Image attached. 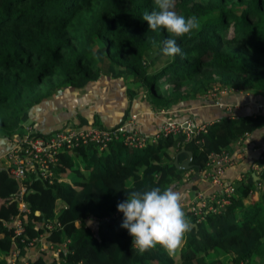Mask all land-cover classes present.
<instances>
[{"label":"trees","instance_id":"16d2710c","mask_svg":"<svg viewBox=\"0 0 264 264\" xmlns=\"http://www.w3.org/2000/svg\"><path fill=\"white\" fill-rule=\"evenodd\" d=\"M153 9V0H0V138L10 147L26 132L23 117L32 107L50 106L29 126V136L45 137L70 126L74 115L82 119L73 125L78 128H115L134 99L172 120L169 110L202 105L201 96L214 86L253 100L235 111L237 119L222 108L215 119L200 122L209 123L205 132L188 140L177 134L142 149L111 141L102 150L90 142L61 151L52 183L33 175L25 181L24 213L15 197L21 183L1 157L0 264H8L14 246L28 256L29 242L40 234L60 250L54 259L41 252L30 264H264V168L257 180L248 171L220 213L198 220L183 205L191 227L172 255L160 246L140 254L120 227L116 206L131 191L196 189L211 154L264 131V0H175L174 10L197 17L200 28L176 38L181 54L174 58L159 51L167 31H152L143 21ZM109 80H117L121 92L103 90L97 99L94 90ZM83 88L85 95L74 96ZM181 149L192 154L188 169L173 163ZM17 215L19 235L11 220Z\"/></svg>","mask_w":264,"mask_h":264},{"label":"built area","instance_id":"2783aa9c","mask_svg":"<svg viewBox=\"0 0 264 264\" xmlns=\"http://www.w3.org/2000/svg\"><path fill=\"white\" fill-rule=\"evenodd\" d=\"M233 89L226 87L214 86L206 92V95L216 100L219 106H224V111L229 118L237 119L235 111L239 108L236 105H223L219 101L221 96L229 93ZM259 107H262L258 103ZM161 113H163L161 111ZM136 115H132L121 125L111 128L106 126H90L81 127L68 126L63 128L51 136L31 137L29 132L31 127H26V132L21 137H16L12 146L2 155L7 157L11 165L9 171L11 175L21 183V190L16 193L18 199V208L20 212H28V205L23 200L25 191V181L30 175L35 176L42 181L52 183L54 172V164L58 161L59 152L69 151L80 144L93 143L98 149H105L109 142L120 141L126 146L134 149H142L148 143H157L160 139L177 134H183L184 140L190 139L201 132L206 131L209 123H196L193 119H184L175 121L169 118H163L160 121L158 129L152 135L142 133L139 124L135 123ZM248 136V135H246ZM244 141L242 138L235 144L241 145ZM256 151V149H255ZM257 159L264 161V141L259 149L258 157L252 162L251 169L260 172L264 168V164L259 166ZM236 158L230 153L229 149H223L220 152L211 154L206 166L200 171V182L206 183L211 189H201L192 199H197L196 205L192 201L190 210L199 215L198 220H202L208 212H221L225 206L230 203V198L234 194L237 183L244 181L242 177H238L234 181H226L224 175L229 168L233 167ZM221 197L218 200L216 197ZM216 203L217 206L213 204ZM15 233L19 235L22 232V220L19 215L13 217ZM47 229L53 227V223L48 221L45 223ZM45 235L40 234L29 242L28 247L36 246V243L44 242ZM65 246V244H64ZM48 247L59 252L60 248H56L53 244ZM29 256L21 255L19 250L14 246L13 251L8 257V264H30Z\"/></svg>","mask_w":264,"mask_h":264},{"label":"clouds","instance_id":"9594fccd","mask_svg":"<svg viewBox=\"0 0 264 264\" xmlns=\"http://www.w3.org/2000/svg\"><path fill=\"white\" fill-rule=\"evenodd\" d=\"M154 9L143 14L148 29H164L169 37L163 40L160 54L174 58L181 54L177 39L200 28L198 18L185 17L175 11V0H153ZM182 195L172 188L152 187L135 190L117 204L123 214L120 227L126 229L131 244L140 254L160 246L169 255L181 246L190 222L183 210Z\"/></svg>","mask_w":264,"mask_h":264},{"label":"crops","instance_id":"0c3cea01","mask_svg":"<svg viewBox=\"0 0 264 264\" xmlns=\"http://www.w3.org/2000/svg\"><path fill=\"white\" fill-rule=\"evenodd\" d=\"M201 98H202L203 103L202 105L198 107H196V105L181 104L177 106L176 108L169 110L166 114H169V113L173 114V116L170 115L169 117H173L175 120L176 119L178 120L193 119L194 120L195 118L196 121L194 120V122L196 123L209 121V120H206L209 118L212 120L213 118L215 119L216 115L218 113L219 114L221 113L222 111L221 109L224 108V106L222 107L219 106L216 103V100L213 98H209V97H201ZM251 99L252 98L250 94L236 91L228 95L221 96L219 101L223 103V105H227V104L236 105L239 107L238 110L240 111L242 109H245L247 104L249 105L251 102H253V100ZM138 100L139 99H134L132 101L131 107L129 108V114H130L129 118L135 114L136 115L135 123L139 124L142 133L150 136L155 133V131L158 129L160 125V121L163 118H165V116L164 114H161V112L149 107L148 104L145 106L141 104L143 107L139 106ZM211 102L215 103V105H213ZM255 104H258V102ZM191 115H193L194 118L188 117ZM70 119L67 120V124L70 126L76 125L77 121L73 119V122L75 123L70 124L69 123ZM101 126L109 127V125L106 123H103ZM263 141H264V131H261L257 135L256 134L249 135L246 139H244L241 145L232 144L229 146L228 149L230 150V153L233 155V157L236 158V160H235L234 166L229 168L226 174L224 175V178L226 179V181H234L238 177H242L243 180H245V178L247 177L246 175L249 172L252 173V176L254 179L256 180L258 179L257 175H256L257 177L254 176L255 173L252 171L251 165H252V162L254 161L255 152H253V150L254 148H258ZM8 145L9 143L7 142V139L5 141L4 138H0V148L5 147V146L8 147ZM9 148H10V145H9ZM1 157L2 156H0V158ZM200 184L201 185L203 184L202 185L203 187L201 189H204V190L207 189L206 183L200 182ZM197 186H199V184ZM188 200L190 199L185 198L182 201H188Z\"/></svg>","mask_w":264,"mask_h":264},{"label":"rangeland","instance_id":"374dc122","mask_svg":"<svg viewBox=\"0 0 264 264\" xmlns=\"http://www.w3.org/2000/svg\"><path fill=\"white\" fill-rule=\"evenodd\" d=\"M108 84H102V85H105V86H101L99 89H95V86H93V88H92V91L94 90V93H95V97L97 98V99H101L102 97H104L105 95L103 94V90H109L110 92H121L120 91V89H122V85L117 81V80H109L108 82H107ZM107 86V87H106ZM237 90L236 89H233V91L232 90H230V92L229 93H226L225 95H228V94H230V93H232V92H236ZM76 92H79V94L80 93H82L83 95H85L86 94V88H83V89H81L80 91H78V90H75L74 91V96L75 95H79V94H76ZM201 97H209V98H212V97H210V96H208V95H206V93L204 94V95H202ZM202 99V98H201ZM94 101V100H93ZM92 100H91V102H93ZM207 101V100H206ZM140 103L138 104L139 106H142L141 104L143 103V100H140L139 101ZM212 103V102H211ZM213 105H215V103H212ZM93 106V105H92ZM90 108V107H89ZM93 108V107H92ZM45 109H48V105L45 107V106H42V107H32L31 108V110H30V112H29V114H25L24 115V117H23V123H24V126L25 127H27V126H30L31 125V120L32 119H36L40 114H44V113H46L47 111L45 110ZM122 110H124L123 109V107H122V109H121V111H120V115H122V113H123V111ZM83 113V112H82ZM84 114V113H83ZM161 114H164V113H161ZM128 116V117H127ZM129 116H130V114L128 115H126L125 116V118H126V120L129 118ZM120 117H122V116H120ZM119 117V118H120ZM84 118H91V116L90 115H85L84 116ZM165 118H167V117H165ZM73 119H75L76 121H78V120H80V121H82V119H80L79 117H78V115H74L73 117H71V119L69 120V123L71 124V123H75V122H73ZM5 139V138H4ZM5 141H6V139H5ZM263 143V142H262ZM262 143H261V145H262ZM261 145L258 147V148H254V150H253V152H255L254 153V160L258 157V154H259V149H260V147H261ZM255 149H256V151H255ZM185 156L184 155H181V157H179L178 159V161L181 163L182 161H184L185 160ZM1 160V164L3 165L4 163L6 164V162H4L3 160H2V158H0ZM194 172V171H193ZM195 175V174H194ZM189 178H190V173H185V176H184V179L185 180H188L189 181ZM196 180H197V184H200V179L199 178H197L196 177ZM190 184H191V182H189ZM194 185H196V184H194ZM191 187H189L187 190H181V192H180V194L182 195V200L183 199H185V198H189L190 200H188V201H181V204H182V206L184 205L185 207H187V208H189L190 209V206H192L191 204H192V201H193V203L195 204V206H197L196 205V201H197V199H192L193 197H195V195H197V193L199 192V190H201V189H199V187L196 185V189H191ZM190 195V196H189ZM192 200V201H191ZM222 212V211H221ZM213 213H218V212H213ZM220 213V212H219ZM94 231H95V229H94V226H93V228H92ZM30 250H29V252H28V259L30 260V259H32V258H34V256L35 255H37V254H39V253H41V252H44L46 255H47V257H49V258H53L54 259V257H56L57 255H56V253H57V251H55V249H51V248H49L48 247V244L46 243V242H42V243H39V244H37L36 246H30ZM49 252V253H48Z\"/></svg>","mask_w":264,"mask_h":264},{"label":"water","instance_id":"95a60500","mask_svg":"<svg viewBox=\"0 0 264 264\" xmlns=\"http://www.w3.org/2000/svg\"><path fill=\"white\" fill-rule=\"evenodd\" d=\"M186 153L187 154V158L182 161L181 163L178 161L179 159V155L182 154V153ZM191 160H192V154L190 151H185L184 149H181V151H179L176 155H175V158H174V161L173 163L175 164V166L178 168V169H188L190 167V163H191ZM255 177L256 174H254Z\"/></svg>","mask_w":264,"mask_h":264}]
</instances>
